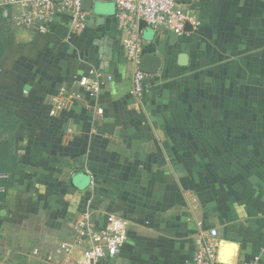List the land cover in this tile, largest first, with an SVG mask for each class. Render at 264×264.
<instances>
[{
  "label": "crops",
  "instance_id": "1",
  "mask_svg": "<svg viewBox=\"0 0 264 264\" xmlns=\"http://www.w3.org/2000/svg\"><path fill=\"white\" fill-rule=\"evenodd\" d=\"M22 1L0 0L11 20L0 107L21 121L0 261L79 264L88 244L75 226L91 212L100 227L108 214L129 222L119 256L101 264H192L213 229L223 264H264V0H192L179 5L184 35L142 30L156 66L143 99L113 3L94 4L73 34L68 16L17 26ZM93 67L113 77L97 99L76 84ZM81 173L91 184L77 190ZM24 239L28 252H9Z\"/></svg>",
  "mask_w": 264,
  "mask_h": 264
},
{
  "label": "built area",
  "instance_id": "2",
  "mask_svg": "<svg viewBox=\"0 0 264 264\" xmlns=\"http://www.w3.org/2000/svg\"><path fill=\"white\" fill-rule=\"evenodd\" d=\"M84 0H23L24 8L15 19L20 27L38 26L45 31L47 25L53 24L58 17L68 16L72 19L70 31L83 33L92 18L91 11L82 7ZM93 3L106 2L116 6V20L120 29L128 32L125 50L128 58L135 64L133 92L143 99L149 91L148 75L140 69L145 53L144 40L139 23L144 21L147 28L158 30L165 28L177 36L185 34L187 23L191 21L186 12L175 0H89ZM113 77L93 67L89 73L80 77L76 84L87 95L99 98L102 88ZM3 191V189H0ZM94 213L86 212L75 226L78 244H88L79 264H101L114 262L128 240L129 222L123 216L108 214L105 225L99 226ZM219 233L211 230L209 237L198 240L192 264H223L219 259ZM65 253H70L69 245H63ZM255 264V263H242Z\"/></svg>",
  "mask_w": 264,
  "mask_h": 264
},
{
  "label": "trees",
  "instance_id": "3",
  "mask_svg": "<svg viewBox=\"0 0 264 264\" xmlns=\"http://www.w3.org/2000/svg\"><path fill=\"white\" fill-rule=\"evenodd\" d=\"M6 8L0 7V61L7 50V36L11 20L5 14ZM20 119L0 107V203L5 201L8 191L14 187L18 167L16 153V134Z\"/></svg>",
  "mask_w": 264,
  "mask_h": 264
},
{
  "label": "water",
  "instance_id": "4",
  "mask_svg": "<svg viewBox=\"0 0 264 264\" xmlns=\"http://www.w3.org/2000/svg\"><path fill=\"white\" fill-rule=\"evenodd\" d=\"M175 2L178 5H184V4H191L192 0H175ZM94 4L95 3H93L92 1L84 0L82 2V7L86 11H91L94 7ZM139 27H140V31L146 30L145 35L151 33V31L149 29H147V25L144 21H140ZM186 31H187V29H186ZM149 66H151V64L149 63V58L148 57L142 58L140 69L145 73L155 74L156 73L155 72L156 66H152V67H154L153 69H149ZM71 184L77 190H83V189L87 188L88 186H90L91 179L87 173H81L77 176V178H75L74 180L71 181Z\"/></svg>",
  "mask_w": 264,
  "mask_h": 264
},
{
  "label": "rangeland",
  "instance_id": "5",
  "mask_svg": "<svg viewBox=\"0 0 264 264\" xmlns=\"http://www.w3.org/2000/svg\"><path fill=\"white\" fill-rule=\"evenodd\" d=\"M97 3H100V2H96L95 3V5L97 4ZM24 242L23 243H21V245H19V246H17V247H10V246H8L9 247V252H11V251H16V250H20V251H22V253L24 252V253H26V252H28V250L32 247L31 245V242H30V239L29 240H27V239H24L23 240ZM8 245H9V243H8ZM3 252H4V250H3ZM2 255L4 256V254L2 253ZM12 255V258H14V256H16L17 255V253H11L10 254V256ZM14 255V256H13ZM27 255H28V259H24V257L23 256H21V260H16L15 262H14V264H34V261L32 260V258H34V254H31V253H27ZM6 257V256H5ZM8 262L9 261H6V260H1L0 261V264H8Z\"/></svg>",
  "mask_w": 264,
  "mask_h": 264
}]
</instances>
